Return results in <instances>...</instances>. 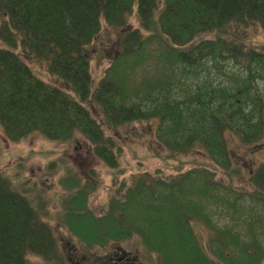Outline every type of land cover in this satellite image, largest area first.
I'll return each mask as SVG.
<instances>
[{"label":"trees","instance_id":"1","mask_svg":"<svg viewBox=\"0 0 264 264\" xmlns=\"http://www.w3.org/2000/svg\"><path fill=\"white\" fill-rule=\"evenodd\" d=\"M133 15L139 27L129 26ZM0 16L6 138L39 133L69 143L82 136L111 172L114 190L97 212L89 201L100 189L98 169L85 178L67 160L48 166L61 172L53 218L85 255L137 237L147 264H264V164L250 172L251 189L201 163L169 178L143 171L127 181L119 136L122 126L155 120L156 140L169 153L163 159L201 152L231 179L241 177L230 137L247 145L264 139V51L230 28H264V0H0ZM104 25L119 31L117 52L95 82L91 44ZM48 201L0 172V264H31L34 255L67 264Z\"/></svg>","mask_w":264,"mask_h":264},{"label":"rangeland","instance_id":"2","mask_svg":"<svg viewBox=\"0 0 264 264\" xmlns=\"http://www.w3.org/2000/svg\"><path fill=\"white\" fill-rule=\"evenodd\" d=\"M3 19L0 16V22ZM132 28L139 27L137 16H132L129 21ZM104 29L96 40L91 44L93 55L91 58V69L95 77V82L99 80L106 67L110 63V59L117 52L116 45L119 31L117 29ZM232 31H239L244 35L245 44L248 47L264 51V28L258 23H252L246 28L243 26H232ZM216 34L210 33L206 37L214 38ZM4 47V43L0 42V48ZM26 61L36 69L40 74L44 75L51 82L55 81V77L46 74V68L34 59ZM95 111V110H94ZM96 112V111H95ZM100 118L98 113H95ZM157 122L136 121L132 124L120 127V139L123 141L122 150L120 152L121 165L125 169V174L121 176L125 180H129L133 174L148 171L151 173H164L165 176L173 177L182 170L189 169L196 164H203L215 173L216 177L234 185L235 188L251 189L249 183L250 172L253 168L264 164V139L258 144H244L237 137H230V148L235 164L242 167V176L233 179L225 172V170L210 163L209 160L201 152H194L187 156H178L177 160L163 159L169 153L157 142L155 132ZM92 145L82 136L72 140L69 143L51 141L39 133H34L20 142H10L0 126V172L9 177L17 190L24 192L29 197L43 199L48 201L47 208L51 226L54 228L60 247L65 253L68 262L74 264L77 261V237H73L65 227H61L53 215L60 210L57 194L59 187L57 178L61 172L54 174L52 169H48L51 162L56 159L67 160L68 163L75 166L85 178L92 176L91 168L98 169L99 176L95 179L100 184V189L91 196L90 206L92 209L103 211L108 204V198L114 190V184L111 180V172L105 165L97 159L91 150ZM258 148L259 151H256ZM181 160V161H179ZM160 171V172H159ZM95 178V176H92ZM243 191V190H242ZM32 192V193H29ZM29 193V194H28ZM240 202H243L240 200ZM39 204V203H38ZM239 213H242L240 211ZM198 235L203 238V242L207 240V233L204 228L198 224L195 225ZM139 238L126 240L116 247V250L142 252L143 258L145 250ZM103 254L104 250L97 247L93 251ZM148 255H146V258ZM73 257V258H72ZM31 264H49L42 257L34 255L30 256ZM141 261V259H140ZM147 264L146 262H141ZM69 264V263H68Z\"/></svg>","mask_w":264,"mask_h":264},{"label":"flooded vegetation","instance_id":"3","mask_svg":"<svg viewBox=\"0 0 264 264\" xmlns=\"http://www.w3.org/2000/svg\"><path fill=\"white\" fill-rule=\"evenodd\" d=\"M97 255L96 257H90L79 252L75 264H142L138 255L131 251L119 250L118 252L114 249L110 253Z\"/></svg>","mask_w":264,"mask_h":264}]
</instances>
